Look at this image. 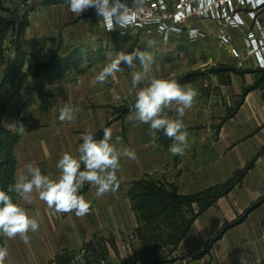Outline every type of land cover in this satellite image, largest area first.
Here are the masks:
<instances>
[{"label":"crops","instance_id":"crops-1","mask_svg":"<svg viewBox=\"0 0 264 264\" xmlns=\"http://www.w3.org/2000/svg\"><path fill=\"white\" fill-rule=\"evenodd\" d=\"M128 3L129 6H132V0H128ZM40 6L45 8V14L38 13L34 18H32V16L29 17V14L34 11L33 8H30L31 11L27 16L29 26L25 31V38L40 39L42 40V46L29 47L27 50L25 70L36 62L44 61L49 52L56 49H59L60 53L64 54L72 50H78L81 54L100 52L104 55L102 61L96 62L89 67L81 65L60 82L50 86L49 90L51 92V97L49 98L47 109L44 112L39 109V102L27 78L18 80L5 100V102L7 99L11 101L9 102V106L5 103L6 110L2 117L3 125L18 135V141L15 145V157L17 160L16 180L21 175L28 176L29 179L31 178L26 169V165L31 163L40 169L42 175H46L53 181H57L61 175L60 170L57 168L59 159L65 152L79 158L80 153L77 150L83 142L81 136L86 130H91L92 125H85V115L89 113L91 118V111L85 109L77 110V108L75 109L76 111L74 112V119L72 121L61 122L59 120L60 108L55 111L51 108L53 96L62 97L69 91V99L72 102L75 100H80L79 102H81L82 99L88 95L86 87L98 83L95 80V74L100 68H103V66L109 63L108 60L111 58V54L123 52L126 47L129 49V47L134 45L137 41L136 36L144 35V33L140 30L133 29H130L125 36H120L118 30L108 32L101 23V18L97 17L95 14L94 9H88L83 13L82 17H77L68 11L66 0H43ZM257 20L260 23L262 32H264V12L257 15ZM34 21H36V24ZM246 22L247 24L245 27L232 32V42L230 46L226 48H222L216 44L214 36L215 26L213 24L202 20L192 21L191 23L192 26H196L204 31L205 37L197 41V45L200 46L205 53H214L211 59H209L210 62L215 61L214 63H220L218 67H225L227 64H232L235 58L231 57L230 49L234 48L242 54L241 59L243 60V68L250 72L243 75L229 72H219L218 74L211 72L210 75L212 76L210 77L216 79L218 83L217 87L219 88L230 87L231 77L237 76L240 80L239 84L242 92L243 89L251 87L259 79L261 69L257 68L258 66L255 59L249 58L248 56L243 57L245 48L244 38L246 32L252 26V21L247 20ZM130 35H134V37L129 38ZM149 37H154L162 42H170L175 45L183 41L189 43L185 36H173L169 41H163L156 34ZM127 43H129V45ZM220 50L221 52H219ZM92 76L93 80L89 79L92 78ZM88 80H90L89 83H86L84 86L83 83ZM192 81L182 86L185 87L190 85ZM98 84L101 85L100 83ZM262 84H264V82H262ZM262 91H264V87L254 89L245 95L237 112L243 109L250 111L254 116L256 114L260 116V114L264 112V102L260 99ZM93 93H95V88H93L91 95H93ZM79 95L81 97H79ZM240 95L241 93L239 96ZM234 98L236 97L233 96L232 99ZM232 101L235 103L234 100ZM132 115H135V113ZM54 117H56V119H54ZM226 121L221 122L220 120L221 123H225ZM190 129L192 128L186 127V130ZM156 143L159 152L165 154L174 141L166 137L161 130L158 132ZM157 161H159V163H157L156 160H133V172L128 174L126 178L120 180V182L124 183V185H121V188H114V190L107 192L106 195H109L110 200L108 204L104 206L101 199L102 196L99 198L96 196V192L94 191L95 186L86 184V181L84 182V185L89 187L85 189L84 186V188L80 189L79 194L84 196L86 201L90 203V211L85 216H75L76 218L74 217L72 220L66 219L65 225L67 227V231H65L66 236L80 235L73 238L74 241H76V239L78 240L76 242V244H79L77 248L94 234L107 235L111 233L115 236L117 243L115 231L118 230L120 233H124V228H126L125 225L127 223V227H129V238L136 241L132 237V232L137 227V221L127 197V192L131 183L134 181L149 179L153 182L163 184L168 189L174 190L179 194L196 193L209 186L222 183L210 182L207 177H202L196 174L195 171L188 176L176 174V172L178 173L180 170V166L177 162H171L174 160H169V162L167 160ZM165 164H167V166L171 164L170 169H173V174L169 171L165 173L164 169L160 170L158 175L150 176L151 169H157L159 166H165ZM81 170H84L83 163L81 164ZM182 183H184V186L180 185ZM117 195L124 198L123 201L126 202L124 207L118 206L116 200L113 199ZM222 199L194 221L190 231L174 252L175 256L184 252L199 251L221 228L223 224L222 220L226 217L225 214L227 213L225 205L220 204ZM17 202L19 206L24 208L30 217L35 218L39 223L38 231H30L28 233V236H30L32 240L34 239L33 241H35L34 245L36 247L33 249L30 248L31 256L24 257L26 258L25 261L27 264H45L63 249H77L67 247L66 245H62V243H59L56 247L57 242L54 241L53 232H50V230L54 228V223L48 214L49 211L55 210L54 208L50 209L44 201L40 200L39 194L35 192V190L30 201L21 199L17 194ZM52 217L54 220L55 217ZM74 219H77V227H75ZM231 231L232 229L226 231L217 242L222 245L221 253L213 254L212 250L216 247V244H214L210 247L209 254L198 261H176L170 264H240L239 258H243L246 264H253L252 257L250 256L247 258V253H250V251H252L251 249L254 251H256V249L252 246L250 248L249 245L243 249L239 245L240 243H233L231 246L228 239L225 240L228 235H233ZM261 234V232L254 233V238H256L257 241V249H261L262 245H264L261 243L259 237ZM16 238V242L18 241L16 244H25L19 236ZM262 249H264V247H262ZM260 264H264V258H262Z\"/></svg>","mask_w":264,"mask_h":264},{"label":"rangeland","instance_id":"rangeland-1","mask_svg":"<svg viewBox=\"0 0 264 264\" xmlns=\"http://www.w3.org/2000/svg\"><path fill=\"white\" fill-rule=\"evenodd\" d=\"M1 1L8 12L0 11V16L12 23L17 22L18 18L30 8H33L34 11L29 14V17L32 16L34 18L38 13L45 14V8L40 6L43 0ZM34 22L36 24V21ZM144 35H137L135 44L131 45L129 49L126 47L123 52L127 54L133 52L135 49H139L154 55L155 63L148 73V79L153 76L175 79L187 74L195 75L192 84L185 86L196 89L198 96L195 98L193 106L185 111V115L182 118L185 127L192 128L187 130V147L183 154L173 155L169 149L165 154L159 152L156 143L158 133L155 136L150 135V126L148 124L141 123L135 119H129V117L123 121L117 119L113 114L112 108L120 106L124 101L134 99L138 90L146 87L148 84V80H145L137 85L136 88H133L132 72L134 69L128 67L123 62L120 65L121 71L115 74L114 79L109 77L107 82L101 85L92 82L94 83L91 85L92 89L91 86H87L86 91L88 95L81 102H79L80 100L72 102L69 99L68 91L62 97L54 95L51 101V108L55 111L67 104L73 109L90 110L91 118L89 113L85 115V125H92L91 131L93 134L103 128H110L112 130L110 143L117 149L123 150L124 148H128L132 150L136 154V159L134 160H156L157 163H159L157 160H167L168 162L169 160H174L171 162H177L180 166V170L178 173L176 172L179 175L188 176L195 171L196 174L207 177L210 182H224L231 177L234 171L243 168L247 163L253 161V167L241 186L235 188L230 195L224 197L220 202V204L225 205V210L227 211L226 217L222 220V226L230 224L242 217L253 203L264 198V112L260 116L258 114L254 116L250 111L242 109L239 112L236 111L233 117L225 123H221V118L231 114L234 109L235 103L232 100L236 102L239 94L242 93L239 77H231L230 87L219 88L217 87L218 83L216 79L210 77L212 76L210 75V70L218 68L220 65V63H214L215 61H209L214 53H205L197 45V42L186 43L183 41L175 45L149 37L151 35H146L147 37ZM132 37L134 35L129 36V38ZM153 40L156 42L155 45L149 47V42ZM127 44L129 45V43ZM216 44L219 45L217 41ZM236 52L240 58H235L230 53L231 57L235 58L234 62L225 65V67H235L239 71H245L243 60L241 59L242 54L238 51ZM119 53L111 54V58L108 61L110 62ZM246 56L254 59L252 55L247 54L244 48L243 57ZM133 63L135 71L142 70L138 58ZM257 68L259 69V67ZM102 69L98 70L95 77ZM89 79L93 80V76ZM89 81H85L83 85L85 86ZM93 88H95V93L91 95ZM233 96L237 99H232ZM79 97L81 96L79 95ZM10 101L7 99L5 103L9 106ZM177 107L179 105L173 102L172 105L163 109L161 115L178 119L180 117L176 113ZM132 116L134 117V115ZM117 137H119V142H117ZM170 167L171 164L169 166L165 164V166H159L157 169L153 168V170L151 169L150 176H156L160 170L164 169L165 173L169 171L173 174V169H170ZM133 170V159L121 157L120 168L116 173L118 186L114 188H121V185H124V183L120 182V180L126 178ZM86 184L89 185L90 183L86 181ZM180 185L184 186V183ZM88 187L85 186V189H88ZM94 191L96 192V187ZM106 194L101 197L103 206L108 204L110 200L109 195ZM119 196L117 195L113 199L116 200L118 206L124 207L126 202L123 201L124 198ZM48 214L54 223V228L50 232H53L54 241L57 242L56 247L59 243H62V245H66L67 247L77 248L79 246V244H76L78 240L74 241L73 238L80 235H70V237L65 235V231H67V227L65 226L66 219L72 220L76 214L74 212L63 213L52 210ZM52 216L55 217L54 220ZM243 218L241 223L231 228L233 235H228L225 240L228 239L231 246L233 243H240L239 245L243 249L247 245L250 248L252 246L256 251L251 249L252 251L247 253V258L251 256L253 264H260V261L264 258V249H262L264 245H262L261 249H257L254 233H262L259 237L261 243L264 244V204L251 208L250 212L245 214ZM76 220L75 227H77ZM127 226L128 223L125 225L124 233H120L118 230L115 231L119 257L111 254L113 264H119L120 259L126 260L128 264H135L140 259V245L137 241L129 238V227ZM71 234L73 235L72 231ZM16 239H9L4 235L5 248L8 250L4 264H27L24 257L31 256L30 248L36 247L34 245L35 241L32 238H30L28 245L27 243L16 244L18 242H16ZM217 242L214 243L216 247L212 250L213 254L221 253L222 245ZM235 247L238 249L236 245Z\"/></svg>","mask_w":264,"mask_h":264},{"label":"trees","instance_id":"trees-1","mask_svg":"<svg viewBox=\"0 0 264 264\" xmlns=\"http://www.w3.org/2000/svg\"><path fill=\"white\" fill-rule=\"evenodd\" d=\"M0 11L8 12L0 0ZM27 10L17 22H9L0 16V189L7 191L8 186L16 182L17 160L15 145L18 135L3 125L2 117L5 113V100L13 90L15 83L23 78L30 81L31 89L35 92L39 102V109H47L51 92L50 86L60 82L73 70L86 65L89 67L102 61L104 55L100 52L81 54L78 50L60 53L59 49L49 52L44 61L36 62L25 70L27 50L32 46H42L40 39L25 38V31L29 26ZM229 72L243 75L250 73L248 70L239 71L233 67H218L210 70ZM194 74H187L175 78L182 86L194 80ZM264 69H261L259 79L251 87L243 89L235 102L231 114L221 119L224 122L233 117L242 104L245 95L257 88L264 87ZM135 99L124 101L120 106L112 108L117 119L124 120L135 113L133 107ZM93 135L94 139H101L103 130ZM169 141V140H168ZM253 167V161L243 168L233 172L230 178L222 183L204 188L191 194H179L168 189L165 185L149 179H141L131 183L127 192L131 210L133 211L137 227L132 232V237L140 245V259L135 264H170L176 261H198L209 254L210 247L219 241L223 234L235 227L244 219V215L251 208L264 204V198L253 203L242 217L230 224H224L197 252H184L175 256L180 242L190 231L194 221L205 214L220 199L226 197L235 188L240 187L245 177ZM9 195L15 204L17 194L13 191ZM0 247L5 248L4 234L0 233ZM111 254L119 257L116 238L111 233L107 235L94 234L84 241L77 249H63L54 255L45 264H81L75 260L77 255L82 256L83 264H113ZM119 264H128L120 259Z\"/></svg>","mask_w":264,"mask_h":264},{"label":"clouds","instance_id":"clouds-1","mask_svg":"<svg viewBox=\"0 0 264 264\" xmlns=\"http://www.w3.org/2000/svg\"><path fill=\"white\" fill-rule=\"evenodd\" d=\"M68 11L76 16L82 15L88 9H94L97 17L101 18V23L108 32L126 29L132 25L137 14L134 8L142 9L145 0H132L129 6L128 0H66ZM149 22L159 24V18L153 17ZM121 34H124L123 32ZM195 31L191 38H195ZM167 37V36H165ZM155 41L149 42V47L155 45ZM139 59L141 71H135L133 61ZM134 69L132 72V87L148 80L146 87L140 88L135 95L134 109L135 115L129 119H135L150 126V135L155 136L159 131L174 143L169 151L173 155L183 154L187 147L188 132L182 118L185 111L193 106L198 91L192 87H183L175 79L157 78L155 76L148 79V73L155 63V57L150 52L133 50L131 53L120 52L114 59L107 63L96 75L95 80L104 84L109 77L115 78V74L121 71V63ZM131 94V93H130ZM175 102L179 107L176 113L180 118H169L161 115L164 108ZM76 110L65 104L59 112L61 122L72 121ZM82 143L78 148L79 158L65 152L57 163V168L61 175L57 181H53L46 175H42L38 167L29 163L26 165L28 176L21 175L14 184L8 186L7 191L0 189V233L9 239L17 236L28 243L29 231L39 230L38 221L30 217L27 212L13 203L10 192H15L18 196L30 201L35 190L39 194L40 200L44 201L51 209L57 212H75L76 216L82 217L89 213L90 203L80 195V189L84 182H89L96 187V196L99 198L118 186L117 171L120 168L121 157L136 159V154L128 148L117 149L112 143V130L105 128L101 139H94L92 131L86 130L81 136ZM119 142V137H117ZM83 163L84 169L81 170ZM8 255L7 248L0 247V264H4ZM240 264H246L243 258ZM75 260H80L83 264L82 256L77 255Z\"/></svg>","mask_w":264,"mask_h":264},{"label":"built area","instance_id":"built-area-1","mask_svg":"<svg viewBox=\"0 0 264 264\" xmlns=\"http://www.w3.org/2000/svg\"><path fill=\"white\" fill-rule=\"evenodd\" d=\"M142 9H133L137 18L126 29H117L120 36L133 29L146 35L156 34L163 41L173 36H185L188 42L193 43L204 38L205 34L191 23L202 20L215 26V40L220 47L226 48L232 42V32L245 27L246 21L250 20L252 26L246 32L244 46L257 66L264 69V32L257 20V15L264 12V0H145ZM153 17L159 18V24L149 22ZM194 31L196 36L191 38ZM230 52L239 58L236 49L231 48Z\"/></svg>","mask_w":264,"mask_h":264},{"label":"water","instance_id":"water-1","mask_svg":"<svg viewBox=\"0 0 264 264\" xmlns=\"http://www.w3.org/2000/svg\"><path fill=\"white\" fill-rule=\"evenodd\" d=\"M260 99L262 100V102H264V91L261 92Z\"/></svg>","mask_w":264,"mask_h":264}]
</instances>
